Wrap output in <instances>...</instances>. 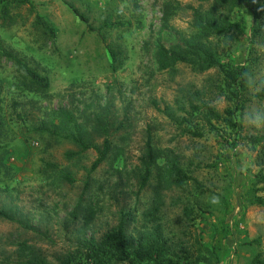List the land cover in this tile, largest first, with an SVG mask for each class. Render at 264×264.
<instances>
[{
    "label": "rangeland",
    "instance_id": "rangeland-1",
    "mask_svg": "<svg viewBox=\"0 0 264 264\" xmlns=\"http://www.w3.org/2000/svg\"><path fill=\"white\" fill-rule=\"evenodd\" d=\"M27 1L0 18V264L55 263L120 221L130 248L157 233L197 264H264V41L249 44L246 9L221 5L245 22L224 47L196 21L211 0ZM176 41L247 68L243 103L215 68L171 63ZM63 134L108 151L89 170L96 152ZM147 135L156 161L138 189Z\"/></svg>",
    "mask_w": 264,
    "mask_h": 264
},
{
    "label": "trees",
    "instance_id": "trees-1",
    "mask_svg": "<svg viewBox=\"0 0 264 264\" xmlns=\"http://www.w3.org/2000/svg\"><path fill=\"white\" fill-rule=\"evenodd\" d=\"M10 4L23 5L28 4V1L0 0V18L4 19L7 17V8ZM221 5H228L234 8L243 6L249 17V44L252 45L259 41H264V0H211L207 11L195 15L200 31L206 32V35H211L216 40L220 39L224 47L227 45V41H232L234 35H239L243 32L245 28L244 20H229L225 12L230 11V8L223 11ZM35 22L50 36L53 35V30L41 18L36 17ZM175 44L178 46L171 50L167 57L171 63H187L196 67L199 71L215 68L221 76L222 91H225L223 92L225 98L233 101L235 105L238 100L243 103L245 100L244 91L247 85V68L217 62L214 52L201 44H180L179 41H176ZM188 53L192 54V60L188 58ZM4 55L11 57L6 52H4ZM11 59L35 87H47L48 80L45 76L38 74L18 58L11 57ZM257 95L264 99V89ZM203 114L207 115V121H209L210 117L214 120L219 119L218 114L212 110H206ZM61 138L69 139L81 150L90 147L96 152V157L91 162L89 170L97 167L109 148V141L105 137L99 146L89 145L79 136L63 134ZM155 161L156 156L147 135L144 142V155L141 159L142 174L139 177L138 189H141L146 184L150 176V169L155 164ZM172 172L174 174L172 180L179 183L183 175L175 168L172 169ZM182 214L187 219L191 217L187 208L182 209ZM0 216L8 220L12 219L2 211H0ZM129 244L128 237L125 234V225L120 221L99 239L90 238L80 251H76L73 254L67 252L62 257H57L55 263L52 264H197L194 255L189 253L187 247H182L179 253H175L172 250L169 251L164 240L157 233L153 236L137 238L133 248H130ZM41 263L47 264L43 259Z\"/></svg>",
    "mask_w": 264,
    "mask_h": 264
}]
</instances>
